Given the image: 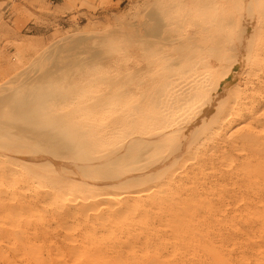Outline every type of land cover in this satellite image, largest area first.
<instances>
[{
  "label": "bare ground",
  "instance_id": "obj_1",
  "mask_svg": "<svg viewBox=\"0 0 264 264\" xmlns=\"http://www.w3.org/2000/svg\"><path fill=\"white\" fill-rule=\"evenodd\" d=\"M183 1L188 2L171 0L178 7ZM169 17L172 21L163 18L161 32L151 40L154 50L149 53L143 48V65L132 62L131 66L120 68L118 74L108 71L113 75L100 78L98 75L88 82L80 80L71 88H57L47 101L34 103L32 97L28 103L19 105L13 117L0 115V227L10 229L22 218L30 220L37 212L33 200L41 197L42 206L48 211L47 227L59 231L70 256H77L79 250L99 239L110 238L111 241V237H116L118 241L128 234L129 228L138 235V240L147 233L145 231L154 232L155 228L171 232L173 237L167 234L164 237L163 233L160 236L156 232L159 239L155 241L168 244L170 252H174V242L169 239L179 237L176 224L184 222L190 204L196 203L200 210V207L217 208L219 200L213 205L215 196L212 203L205 197L207 193L204 196L199 192L200 186L194 188L196 191L188 185L192 177L181 179L177 172L187 164L190 166L184 171L185 177L220 165L229 167L241 156L242 153L234 154L235 150L242 149L236 147L240 143L236 145L234 137L230 140L236 145L232 147L231 144L232 153L222 150L215 157L213 151L212 157L209 151L218 146L204 145L206 140L218 138L229 116L240 115L238 119L241 120L232 134L238 132L239 135L245 127L253 133H264V128L256 130L250 123L251 120L260 123L264 110L254 115L239 114V109L246 107L243 100L247 98L245 92L252 78L264 71V41L261 40L264 37V0H203L199 7L187 8ZM128 47L130 55H137L133 45ZM120 75L130 76V81L123 79L118 83ZM247 115L248 121L244 118ZM250 140L247 145L252 142ZM223 141L226 142L225 137ZM259 142L258 138L255 145L259 146ZM256 154L248 159V163L254 162L250 164L253 170L264 163V152L259 150ZM218 167L214 171L217 172ZM227 169L230 173V167ZM197 180L193 181L194 187ZM210 182L215 183V179ZM198 183L200 185V181ZM249 189L252 192L253 187ZM249 210V216L260 214L258 210ZM148 212L160 215L154 219L157 225L153 224ZM76 231L82 233L80 237L74 235ZM136 235L132 234L134 238ZM146 239L137 250L145 258L146 255L151 257L149 262L154 264L159 257ZM184 239L188 236L180 242ZM123 245L128 250L135 249L128 241ZM61 249L55 250L58 257L62 255ZM148 260L144 264H149Z\"/></svg>",
  "mask_w": 264,
  "mask_h": 264
},
{
  "label": "rangeland",
  "instance_id": "obj_2",
  "mask_svg": "<svg viewBox=\"0 0 264 264\" xmlns=\"http://www.w3.org/2000/svg\"><path fill=\"white\" fill-rule=\"evenodd\" d=\"M9 1L10 6L8 7V10L6 12H0V115L7 114L11 117H13V112L19 108V105H23L26 102L28 103L32 97L35 98H32L35 100L34 103L47 101L52 97V94L58 89L60 90L61 87L68 88L69 86L71 88L73 84H76L80 80L88 82L91 81V79H97L98 75L99 78L101 76L109 77L113 75H111L110 72H116L115 74H118L117 71L121 70L120 68H125L129 65L131 66L132 62H138L139 65H143L144 62L141 61H144L142 60L143 56H145L143 54L144 49L148 50L149 53L154 50V44L151 43V40L153 41V38L158 36L161 32V29L163 28V18L167 19L168 17L170 21L171 17L169 16L187 8H197L199 7V4L203 2V0H188V2H181L182 6L178 7V5H174L171 0ZM4 4L5 3H1L2 6ZM176 10L177 12H175ZM167 13H170L171 15H167ZM141 37H144L145 40L144 38L142 40ZM261 40L264 41V37H262ZM130 44L135 48L137 55H130V49L128 47ZM145 44L151 45L149 46L150 49ZM97 51L101 53L97 54ZM262 65H264V63H262ZM117 66H119V69H117ZM97 67L98 71L101 70V72L97 71ZM112 69L116 70L112 71ZM140 70L141 68L138 69V72H140ZM103 72L105 73L103 74ZM136 77H139V75L137 74ZM129 78L131 77L120 75L118 83L123 82V79L126 80L124 82H128L130 81ZM245 94L247 95V98L243 100V104L246 107L241 108V110L239 109V114L254 115L255 113L264 110V71L260 73V76L252 78ZM32 99L30 102H33ZM239 117L240 115L229 116L227 121L222 125V131L219 132L220 134H217L218 138L215 140L213 138L212 140L209 139L210 141L206 140L204 143V145L208 144L209 147L213 144L218 146V148L214 147V150L213 148L211 150L209 149V153L207 152L208 155L215 154V157L217 155L219 156L222 150L231 153L232 151L234 152V149L231 150V144L232 147H234L240 143V145L236 147L242 149L235 150L234 154H242L234 160L235 163H230L229 172H232L231 174L228 173L227 168L229 167H222V165H220L221 168H219L220 166H216L212 169L207 168L209 170L206 169L199 173L194 172V175L191 174L188 177H185L184 171L188 170L187 168L190 164L189 166L187 164L186 167L182 165L183 169L180 168V170H182L177 172L178 175L180 174L181 179L190 180L192 177V181L187 180L186 183L189 181L188 185L191 184L193 189H197L200 186V189L198 188L199 192H203L204 196L208 194V196L205 197L210 199L212 203V198L215 196V203H213V205H215L218 200L219 201L216 204L217 208L213 206L211 209L200 207V210L196 203L193 202L194 204H190L187 212H185L186 215L183 218L184 222L182 221L181 224L180 222H177L176 224L178 232L176 235L179 237L169 239L174 242V252H170L168 244L160 243L159 241L156 242L159 237L156 232H159L160 236L163 233L162 235H164V237H166V234L167 237H173L171 232H169V235L167 231L164 233L163 230L155 228L154 232L145 231L147 233L144 235L147 239L142 237L144 236L142 235L141 237L139 236L140 239L138 240V235L132 232L129 228L128 234H125L121 239H118L120 243L116 241V237H113V239L111 237V241L110 238L99 239L93 244L86 245L85 248L79 250L77 256H70L69 249L66 248L67 246L59 235V231H54V229L47 227L46 215L48 211L46 212L44 210V206H42L41 203V197H39L33 200L37 212L33 213L34 216H32L30 220L27 221L22 218L17 225L10 229L9 227L6 229L0 227V264H144L149 257L146 255L145 258V255H141L137 250V247L143 239H146L148 244H152L151 247L154 249L157 257H159L158 261L156 260V263L154 262V264H264V211H261L264 210V163L257 164L258 169L254 166V168H256L254 170L250 165H253L254 162L252 161V163H248V159L251 156H257L256 153L259 152V150L260 152H264L261 151L262 147H264L262 146L264 143H261L264 142V133L255 131L253 133L250 132V129L245 127V130H240L242 131L241 133L239 131V135L241 134L242 136L243 134L244 136H239L238 132L233 133L235 134L234 136L232 132L236 129L235 127H239L241 121L238 119ZM244 118L248 121V115ZM9 119L13 120L12 118ZM260 120L262 123H258L257 121L253 123L254 120H251V126H255L256 130L264 128V125H262L264 124V119L261 118ZM230 133L233 136H231ZM223 137H225L226 142L223 141ZM258 138L262 147L260 145H255V140ZM232 139L237 142L236 145L234 141L230 143V140ZM242 140L245 141L243 142ZM248 140L252 141L249 145H247V143H249ZM221 147L223 148L221 149ZM229 147L230 149H228ZM253 147L261 148L255 150ZM246 153L248 157H245L247 156ZM213 155L212 157H214ZM237 165H240V168ZM246 166L249 168V171ZM217 167L220 172H218V170L217 172L214 171ZM220 169H222V171ZM208 171H210V173ZM241 172L245 173L241 174ZM253 173L254 176H252ZM227 174H230L229 177ZM230 176L232 177L230 178ZM247 176L249 178H246ZM193 177H195V179ZM223 177H225V179ZM193 179L195 182L198 179L195 187ZM200 179L203 182H201ZM214 179L216 184L210 182L214 181ZM216 179H220L219 181L221 183H217ZM229 179L232 181L234 179L235 181L233 182L235 183ZM249 179H251V181ZM199 181L200 185H198ZM243 183L246 185L248 184V186H245ZM225 184L229 186H222ZM230 184L232 186L235 185L232 187ZM249 184H252V192L249 189L251 188L249 187ZM210 185H212V187ZM214 186H219V188H213ZM191 187L189 186L190 189H192ZM201 187H203V190ZM245 187H247V189ZM208 188L211 190L210 192L207 191L209 190ZM213 189H216L218 192L216 193ZM212 191H214L212 193L213 195L211 194ZM38 193V196H40L41 193L39 191ZM222 193L229 195H222ZM241 194L243 196H241ZM234 195L236 197H234ZM230 197L233 201L230 200ZM234 200H236V203ZM237 200L240 201L238 202ZM241 202L243 203L241 204ZM194 206H196V208ZM194 208L195 212L197 210L199 211L196 212L197 215L193 210ZM249 209L258 210L262 216H260V214L258 217L247 215V212L251 211ZM51 210H53V208H51ZM214 212L215 214H213ZM147 214L150 215L149 218L152 216L151 221L154 225H157L158 221L155 220H157L158 217L156 216L160 215L157 213V215L153 216L150 212ZM210 214L211 216H209ZM196 216L198 218H196ZM195 219L197 220L195 221ZM200 222H202L203 225L202 223L200 224ZM205 222L208 223L206 224ZM205 224L207 226H205ZM191 225L193 226V229H195L193 230V233ZM180 228L182 235L180 234ZM186 228H188L187 233L185 232ZM76 232L74 235L80 237L82 233H79L78 231ZM132 234L133 236L136 235L137 238H134ZM183 234L187 235L185 236ZM151 236L153 237L152 241ZM187 236L188 239H184L186 241L183 240V242H180L181 239L187 238ZM112 240L114 241L112 242ZM127 241L135 247L134 250H128L125 248V245L123 244ZM111 242L113 243V246ZM107 244H109L112 249ZM162 245L164 247H162ZM57 248H62L61 257H58L55 254ZM120 248H122V250H120ZM158 248L160 250H158ZM56 257L59 259H56ZM161 258L164 261H162ZM150 260L151 257L148 260L149 264L152 263L149 262Z\"/></svg>",
  "mask_w": 264,
  "mask_h": 264
},
{
  "label": "crops",
  "instance_id": "obj_3",
  "mask_svg": "<svg viewBox=\"0 0 264 264\" xmlns=\"http://www.w3.org/2000/svg\"><path fill=\"white\" fill-rule=\"evenodd\" d=\"M1 3H5V4L2 6ZM9 6H10L9 0H0V12H6Z\"/></svg>",
  "mask_w": 264,
  "mask_h": 264
}]
</instances>
